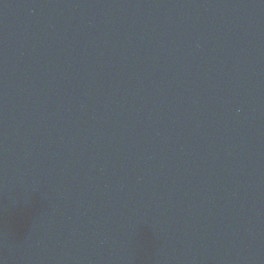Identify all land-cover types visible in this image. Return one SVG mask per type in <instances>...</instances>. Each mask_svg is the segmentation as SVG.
I'll use <instances>...</instances> for the list:
<instances>
[{
	"label": "water",
	"instance_id": "obj_1",
	"mask_svg": "<svg viewBox=\"0 0 264 264\" xmlns=\"http://www.w3.org/2000/svg\"><path fill=\"white\" fill-rule=\"evenodd\" d=\"M0 264H264V0H0Z\"/></svg>",
	"mask_w": 264,
	"mask_h": 264
}]
</instances>
